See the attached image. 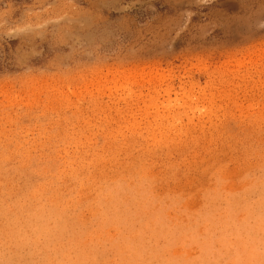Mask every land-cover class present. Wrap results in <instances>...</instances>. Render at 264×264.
I'll return each mask as SVG.
<instances>
[{
    "label": "rangeland",
    "instance_id": "rangeland-1",
    "mask_svg": "<svg viewBox=\"0 0 264 264\" xmlns=\"http://www.w3.org/2000/svg\"><path fill=\"white\" fill-rule=\"evenodd\" d=\"M0 264H264V0H0Z\"/></svg>",
    "mask_w": 264,
    "mask_h": 264
}]
</instances>
